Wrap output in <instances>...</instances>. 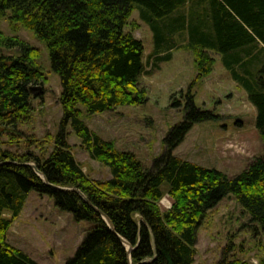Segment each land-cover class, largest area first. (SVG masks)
<instances>
[{
  "label": "trees",
  "instance_id": "16d2710c",
  "mask_svg": "<svg viewBox=\"0 0 264 264\" xmlns=\"http://www.w3.org/2000/svg\"><path fill=\"white\" fill-rule=\"evenodd\" d=\"M133 10L153 33L148 70L142 41L125 30ZM7 11L45 45L50 69L58 76L61 116L53 136L39 142L50 144L42 156L0 147V264H39L5 240L10 219L29 191L50 197L75 220L91 222L63 264H192L197 230L225 196H232L264 231V157L230 176L173 154L193 124L219 117L194 103L190 86L184 117L168 130L163 152L150 168L82 119V108L93 114L145 102L140 76L169 61L173 49L194 50L201 75L209 71L205 53L212 51L255 107V127L264 142V0H0V18ZM183 34L185 42L176 44L174 37ZM2 40L17 49L0 53V138L14 134L17 124L29 118L27 87L43 81L38 51L17 37ZM67 126L90 157L109 168V178L85 174L67 142ZM25 163H32L46 182ZM165 182L172 201L163 210L158 201ZM72 188L109 217L113 230ZM220 264L251 263L223 256ZM257 264H264V258Z\"/></svg>",
  "mask_w": 264,
  "mask_h": 264
},
{
  "label": "rangeland",
  "instance_id": "374dc122",
  "mask_svg": "<svg viewBox=\"0 0 264 264\" xmlns=\"http://www.w3.org/2000/svg\"><path fill=\"white\" fill-rule=\"evenodd\" d=\"M125 30L142 41L143 63L146 70L151 69L153 33L137 10L131 12ZM9 36L38 51L36 64L43 81L35 84L41 87L38 92H31L29 118L17 124L14 134L1 136L0 147L14 153L29 150L42 156V149L48 151L50 144L39 142L43 143L45 135L53 136L61 116L58 76L50 69L45 45L7 11L0 18L1 54L16 53L17 48L3 44L2 38ZM174 40L176 44L183 43L186 34ZM205 56L209 59L205 62L209 71L201 75L194 50L173 49L169 61L160 62L159 68L140 76L138 86L146 93L145 102L93 114L80 106L82 119L95 133L112 141L118 149L132 151L150 168L154 158L163 152L168 130L184 117L185 95L190 86L194 103L219 117L193 124L173 154L205 167H215L230 176L242 171L255 158L264 157V142L255 127L256 110L245 90L224 68L220 55L207 51ZM66 131L74 158L85 174L91 179L109 178V168L90 157L71 127L67 126ZM162 189L158 203L165 210L172 200L166 182ZM3 216L11 218L8 212ZM90 226V221H77L68 212L58 210L50 197L29 191L17 216L10 219L5 240L39 264H63L73 255ZM195 248L192 264H220L223 256L257 264L264 258V231L248 220L232 196H225L202 221Z\"/></svg>",
  "mask_w": 264,
  "mask_h": 264
},
{
  "label": "water",
  "instance_id": "95a60500",
  "mask_svg": "<svg viewBox=\"0 0 264 264\" xmlns=\"http://www.w3.org/2000/svg\"><path fill=\"white\" fill-rule=\"evenodd\" d=\"M40 88H41V87H40L39 85H28V87H27V89H28V91H29L30 93H31L32 91L38 92V91L40 90ZM25 164L31 166V167L34 169V171L37 172V173L41 176V174L36 170L35 166H34L32 163H25ZM41 179H42L44 182H46V180L44 179L43 176H41ZM57 188H60V187H57ZM60 189H63V188H60ZM66 189H67V188H66ZM69 190H73V191H76L77 193H79V195H80L82 198H84V199L87 201V203H89L94 209H96L97 211H99V212L101 213L102 217L104 218V220L106 221V223L108 224V226L113 230V224H112L111 220L109 219V217H108L107 215H105L103 212H101V211L98 210L95 206H93V205L90 203V201H89L88 199H86V198L84 197V195H83L78 189H76V188H72V189H69ZM122 241L126 244V246H127V250H128V253H129V244H128L125 240H123V239H122ZM130 264H132V263H130Z\"/></svg>",
  "mask_w": 264,
  "mask_h": 264
}]
</instances>
